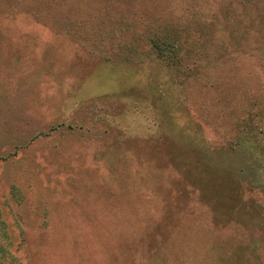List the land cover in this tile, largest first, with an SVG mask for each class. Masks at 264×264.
<instances>
[{
	"label": "rangeland",
	"instance_id": "1",
	"mask_svg": "<svg viewBox=\"0 0 264 264\" xmlns=\"http://www.w3.org/2000/svg\"><path fill=\"white\" fill-rule=\"evenodd\" d=\"M0 264H264V0H0Z\"/></svg>",
	"mask_w": 264,
	"mask_h": 264
},
{
	"label": "trees",
	"instance_id": "2",
	"mask_svg": "<svg viewBox=\"0 0 264 264\" xmlns=\"http://www.w3.org/2000/svg\"><path fill=\"white\" fill-rule=\"evenodd\" d=\"M176 34H170V35H166L165 36V43L167 44H161L160 45H167V49L163 50V48H160V46H158V44L155 43V41H151V46L152 48H156L158 50V52H156V56L157 58H159V60L161 62H165L166 65H172L173 67H175V71H180V66H181V62L179 61V59L177 58V52L175 50H177L176 48H181V47H185V43L187 42L186 40V36L187 34L181 35L179 34L180 32L175 31ZM185 38V39H184ZM186 51V50H184Z\"/></svg>",
	"mask_w": 264,
	"mask_h": 264
}]
</instances>
